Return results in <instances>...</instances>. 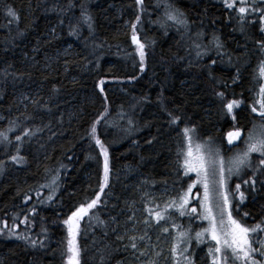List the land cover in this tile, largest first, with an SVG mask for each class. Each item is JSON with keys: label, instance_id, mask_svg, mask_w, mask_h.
Returning a JSON list of instances; mask_svg holds the SVG:
<instances>
[{"label": "trees", "instance_id": "obj_1", "mask_svg": "<svg viewBox=\"0 0 264 264\" xmlns=\"http://www.w3.org/2000/svg\"><path fill=\"white\" fill-rule=\"evenodd\" d=\"M177 11L186 25L167 19L166 12ZM239 17L224 0H0V132L8 137L0 140V264H67L63 221L103 183L104 158L89 135L97 120L96 136L109 153V183L79 222L80 264L170 261V251L156 255L157 224L147 209L163 210L192 181L183 167L184 129L228 153L229 131L239 128L242 142L264 126L257 103L264 51L256 43L264 33L259 13L243 22ZM134 23L145 45L143 70ZM232 99L241 104L228 114L224 105ZM173 116L180 119L172 123ZM25 129L34 134L17 142ZM14 155L23 160L13 161ZM253 161L244 178L230 179L246 197L241 202L236 195L232 211L249 227L264 222V169L258 155ZM249 178L256 179L254 189L242 183ZM166 215L172 234L175 223L195 233L202 225L179 212ZM133 223L135 234L147 231L151 238L140 245H148L146 256L125 249L127 239L117 240L134 234Z\"/></svg>", "mask_w": 264, "mask_h": 264}, {"label": "snow or ice", "instance_id": "obj_2", "mask_svg": "<svg viewBox=\"0 0 264 264\" xmlns=\"http://www.w3.org/2000/svg\"><path fill=\"white\" fill-rule=\"evenodd\" d=\"M144 0H136L138 5H143ZM257 2L264 4V0H252L251 5L248 4V0H224V3L227 8L234 9L240 14V20L243 22L246 18L247 14L250 13H259V22L261 24L260 31L264 33V8L256 7ZM239 4V7H236ZM8 14L15 19H18V16L14 10L11 8L8 9ZM168 20L173 21L177 24L186 25L187 21L183 18V13L180 12H166L165 13ZM89 19L88 17H85ZM137 22L140 21V16L136 17ZM255 22V21H251ZM243 30V29H242ZM132 41L137 45V51L141 60V70H143V61L145 58V45L140 42L136 35V24H132ZM218 40V38H217ZM259 48L264 51V40L256 41ZM197 49L200 48V45H195ZM221 47L219 42H217V48ZM201 52H197V56H200ZM215 63V61H213ZM259 75L264 77V62L261 63L259 67ZM101 84L104 81L100 82ZM101 91L103 89L101 88ZM217 95L223 99L225 93L219 92ZM259 100L257 103L260 105L259 114L262 118H264V85H261L259 89ZM33 103H38L37 101H33ZM241 104L240 100L232 99L224 105L228 114L233 113L235 108H238ZM107 111V109H105ZM253 112H256L257 109L255 107L252 108ZM171 116V113H169ZM179 117H172L171 122L176 123L179 120ZM232 119L235 120V116H232ZM96 123H99L97 120L91 127L89 135L95 140L96 144L100 146L101 153L103 155V183L100 185L99 193L96 195L94 199L85 204H81L76 208L75 211L71 213V215L63 221L65 225L68 226V240H67V264H80V249L77 243V235L79 234V222L85 217L89 215V212L95 209L100 202V193H103L105 188L109 183V153L106 147H104L103 143L96 136ZM264 127V126H262ZM36 131H40V129H36ZM194 131V129H184L185 137L187 138V148L184 152V162L183 167L185 169V175L190 172L196 173V180L193 183L189 184L187 190L183 192V194L178 195L171 204L166 205L163 210H153L147 209L149 216L154 218L157 224L161 221H165L167 217V212L169 208H176L180 215L183 216L186 214V208L189 204L192 189L196 186V184L203 185V198L200 201V207L202 209L201 219L208 221V227L204 228L202 231L196 233V240L198 242H202L205 234H207L212 241H215V248H209V253L213 254V264H227L229 258L233 260H241L244 264H264V260H257L254 257V253H259V255L264 258V251L260 249H264V243L260 244V248L254 247V243H257L251 237L253 234H256L258 230L261 229L260 224H256L254 227H246L239 220L235 219L232 215L231 211V199H234L236 195H239V200L243 202L245 200V192L241 191V184H236L234 190H229V185L227 182V178L225 176V167L223 158L219 156L218 151L213 153L210 147H206L200 143H193V138L190 135V132ZM34 133L31 130L25 129L22 136H16L15 139L17 142L21 141L23 137L31 136ZM228 142L231 144L234 140H237L241 137V130L239 128L234 129L233 131H229L227 133ZM0 140L8 141V137L5 133L0 132ZM10 143V141H9ZM247 147L246 150L242 153H238L231 161L227 168V172L229 174L239 175L245 167L251 166V154L259 153L262 157H264V133L260 136H254L252 133H249L248 140L246 141ZM17 153H19V147H17ZM13 161L20 163L23 160V157L19 155H14L11 157ZM258 168L264 169V158L260 159ZM255 176V173H254ZM53 185L56 183V178H54L51 182ZM242 183L244 185H249L253 189L256 185L255 178H249L248 180H243ZM47 186V185H45ZM42 186V187H45ZM26 199H30V197H26ZM51 199V196L48 197ZM214 208L219 211V221H217V213L214 211ZM35 211V209H33ZM197 209L195 207L191 208V213H196ZM226 213V220H225ZM134 215L128 217L129 221H134ZM245 216L248 213L244 214ZM27 220V217H25ZM115 221V217H113ZM149 220L145 219L144 224H148ZM4 227L7 228V222H4ZM173 227H177V225L173 224ZM4 229L0 228V232H3ZM115 231V229H113ZM132 233L128 235L127 232L125 235H118V241H124L127 239V243L124 245L125 249H131L133 254L139 253L140 256L148 255V245L145 244L144 249L140 247L142 242L150 241V237L147 235V231L143 234H135L136 226L133 223V227L130 230ZM163 232L167 233L169 229L167 227L162 229ZM9 233L15 235L11 229H9ZM21 239L28 240L27 236L19 237ZM177 243L174 244L171 248V252L173 256L179 255L185 261L186 264H192L191 259L189 257L184 256L183 253L187 251L186 248H180V244L185 242L186 239H189V234L186 231H179L177 234ZM30 243L33 247L40 244L41 247L44 246L43 241L30 240ZM179 250V251H178ZM158 256L159 253H156ZM151 264H156V261H151ZM177 264H179V260H177Z\"/></svg>", "mask_w": 264, "mask_h": 264}, {"label": "rangeland", "instance_id": "obj_3", "mask_svg": "<svg viewBox=\"0 0 264 264\" xmlns=\"http://www.w3.org/2000/svg\"><path fill=\"white\" fill-rule=\"evenodd\" d=\"M259 111H260V109H259ZM262 126H263L262 124H261V126H256L251 131V133L254 136H260L262 133H264V127H262ZM247 140H248V138L241 142V139H237V140H234L231 144L228 143L229 147H231V149L229 150L228 153L225 152V151H222L216 145L211 144V142L208 141V140H202V139L193 138V143L194 144L195 143H200L202 145H205L206 147H210L212 149L213 153L218 151L219 156L222 157L223 161H224L225 176L227 178V182H228V185H229V190L231 191V190H234L230 186L231 177L236 176L238 178L239 177L244 178L245 177V169H247L248 167H245L243 169V171L239 175L229 174L227 172V168H228V166L230 164V161L238 153H242L243 151L246 150V147H247L246 141ZM234 144H235V146H238V147H235ZM241 144H243V146ZM233 146H234V148H232ZM185 151H186V149H185ZM254 154L258 155L259 160L264 158L259 153L251 154L250 160H251V165L252 166H255V161H253V155ZM188 174L193 176L192 177V181H191V183H193V181L196 180V173L190 172ZM203 191H204L203 190V185L202 184H196V186L192 189L191 198H190L189 204H188V206L186 208V214L183 215L184 218H186L188 220H190L191 217H196L197 221L202 224L197 232H200L204 228L208 227V221L201 219L202 209L200 207V201L203 198ZM193 196H194V200H195L194 202L197 204V206L195 207L197 209L196 213H191V208H192L191 204H192ZM237 196H239V195L237 194ZM230 199H231V205L234 206L233 205L234 204V199H232L231 196H230ZM171 203H169V204H171ZM235 208H236V206H234V209ZM168 210H169V212H179L176 208H169ZM214 211H216V213H217V221H219V218H220L219 217V211L216 208H214ZM231 211H232V207H231ZM234 214H235V211L234 212L232 211L233 217L235 219H237L234 216ZM179 216H181L180 213H179ZM224 218L226 220V218H227L226 213H225V217ZM154 221H155V219H154ZM185 222H187V221H185ZM136 224L138 225V222H136ZM155 224H157L156 221H155ZM175 225H177V227H175L176 228V232L174 234L170 233L169 231L167 233L162 231V229L165 228V226H166V222L161 221L159 224L156 225L155 230H154V239L157 241V244L159 245V248H161V249L157 250V253H159L158 258H160V256H162V258L164 256H166L168 254V251L171 252L172 246L177 243V239L176 238H177V234H178L179 231H186L189 234V239H186L185 242L180 244V248H186L187 249V251L184 252L183 255L189 257V259H191V261H192V264H198V262L196 260L198 258H199V260H201L202 264H213V254L209 253V248L214 249L216 242L212 241L207 234H205V237L203 238L202 242H198L196 240V233L197 232L195 233L194 231H190L189 229L188 230L181 229L180 226H179V223H175ZM260 225H261V229L258 230L257 233L253 234V236L251 237V239H253L254 241L257 242V243H254V245H253L256 248H260V244L264 243V222L260 223ZM245 226L249 227L247 225H245ZM143 228H145V227L143 226ZM194 241H196V243H193ZM193 246H194V248L192 249ZM260 250L264 251V249H260ZM196 252H197V255H196ZM253 255H254V257L257 260H264V258H262L259 255V253H254ZM177 260H179V264H186V261L181 256H179V255L173 256L172 252H171V255H170V261H168L167 263H164V264H177ZM227 264H244V262L241 261V260H233V259L229 258V260L227 261Z\"/></svg>", "mask_w": 264, "mask_h": 264}]
</instances>
